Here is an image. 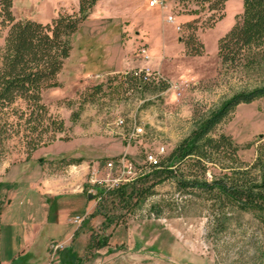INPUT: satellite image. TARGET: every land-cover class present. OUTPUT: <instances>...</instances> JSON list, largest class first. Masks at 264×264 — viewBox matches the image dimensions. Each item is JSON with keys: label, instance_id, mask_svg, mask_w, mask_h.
<instances>
[{"label": "rangeland", "instance_id": "374dc122", "mask_svg": "<svg viewBox=\"0 0 264 264\" xmlns=\"http://www.w3.org/2000/svg\"><path fill=\"white\" fill-rule=\"evenodd\" d=\"M149 1L99 0L78 25L57 85L42 92L63 131L52 123H20L11 109L26 111L25 100L8 109L11 136L0 156L1 254H16L24 264H264V221L257 213L233 207L217 213L200 191L178 190L165 170V159L190 134L195 117L264 86V47L248 67L225 66L218 56V41L242 12L243 0H228L225 17L210 27L217 12L197 0H166V9ZM80 3L13 0L20 18L14 17L52 19L59 12H78ZM170 15L175 21L167 20ZM194 19L197 54L188 53L185 44L192 34L186 24ZM11 24L3 23L0 32V65ZM143 45L149 47L148 61L140 58ZM138 63L170 86L157 91L155 76L149 90L130 86L125 73L143 68L133 66ZM135 122L143 131L132 136ZM40 132L44 141L32 145ZM218 132L234 138L240 160L254 162L264 143V97L240 104ZM162 147L164 163L150 168L147 154ZM123 157L138 172L112 186ZM180 170L199 171L187 164ZM95 171L108 178L102 187L91 182ZM220 175L216 166L206 173L209 181ZM124 186L128 198L119 192ZM149 187L152 194L133 193ZM75 190H83L90 210L78 229L70 223L84 212L75 204L78 195L70 194ZM59 242H66L65 248L52 258L49 246Z\"/></svg>", "mask_w": 264, "mask_h": 264}, {"label": "trees", "instance_id": "16d2710c", "mask_svg": "<svg viewBox=\"0 0 264 264\" xmlns=\"http://www.w3.org/2000/svg\"><path fill=\"white\" fill-rule=\"evenodd\" d=\"M99 0H81L80 9L75 13H57L49 23L34 19L16 20L12 14L13 0L5 3L4 17L12 24L2 48L0 65V156L5 141L9 139L10 124L8 109L19 100L28 104L26 111L11 109L18 115V121L30 124L38 122L42 127L58 125V131L64 130L62 121H54L53 116L43 103L42 92L45 88L57 85V77L62 71L66 59L72 49V40L78 25L89 16ZM182 2L192 0H181ZM194 1V0H193ZM207 5L209 11L217 14L210 18L208 27L225 17L228 0H197ZM243 10L236 16V21L225 36L219 39L218 56L222 64L235 68L248 67L259 60V50L264 47V0H243ZM197 20L187 22L192 31L185 44L191 54L201 53L194 49ZM255 50V51H254ZM254 53H251L253 52ZM134 71L125 74L130 86L149 90L153 78H145L143 74L134 75ZM154 85L157 91L168 88V79H158ZM264 97V86L251 91H243L222 101L217 107L194 118V126L190 134L182 140L165 159L166 179H175L178 190L192 193L200 191L214 203L212 207L217 213L227 209L238 208L251 210L264 221V143L258 146L257 158L254 162H243L239 158V145L231 135L219 133L220 125L227 122L236 108L242 103H249ZM32 127V126H30ZM31 130H35L32 128ZM42 132L31 144L39 145L44 141ZM51 138H54L52 135ZM66 158H63V160ZM82 158L78 159L80 162ZM164 162H161V165ZM187 164L196 173L185 174L180 169ZM175 166L174 169L170 168ZM221 169L220 176L209 181L206 173L212 167ZM128 186L119 192L126 197ZM138 195L152 194V187L142 190L133 189ZM101 193V192H100ZM128 198V197H126Z\"/></svg>", "mask_w": 264, "mask_h": 264}, {"label": "built area", "instance_id": "2783aa9c", "mask_svg": "<svg viewBox=\"0 0 264 264\" xmlns=\"http://www.w3.org/2000/svg\"><path fill=\"white\" fill-rule=\"evenodd\" d=\"M149 4L151 6H155V5H160L161 9H166L168 7V3L166 0H150ZM5 14V3L3 2V0H0V32L2 30V25L3 23L7 22L8 20L4 17ZM168 21L173 22L175 21V17L170 15L167 18ZM179 29V27H177ZM139 52H140V58L148 61V59L150 58V54H149V47L147 45H143L139 48ZM127 74V73H125ZM143 74L145 76V78L149 79L152 78L153 76H155V78H160V79H164L162 76L157 75V72H151V68L150 67H145V68H139L136 71H134V75H141ZM100 77V76H97ZM121 123H123V120H120ZM143 131V127L139 126L138 124H136V122L133 125L132 128V136L137 135L138 133ZM164 153V147L160 148V150L158 152H151L147 154V164H149L150 168L151 167H158L161 165V154ZM123 163V167L121 170V173L119 175V177L117 178H112L110 179L113 182V185H119L120 182L124 179V176L127 175H136V173L138 172L136 169V166H134L131 162H129L128 160H126L125 157L122 158ZM115 164L114 161H109L108 162V166L109 167H113ZM97 172L95 171L92 176H91V182L94 184V186H99L102 187L104 185V183L108 180V178H99L96 176ZM110 177V176H109ZM87 217V214L84 215H76L74 216L73 219H70V222L72 224H76L77 226H81L83 224V222L85 221ZM65 243L66 242H59V243H52L49 246V250L48 252L50 253V255L52 256V258H55L57 256V254L59 253V250H62L63 248H65Z\"/></svg>", "mask_w": 264, "mask_h": 264}, {"label": "crops", "instance_id": "0c3cea01", "mask_svg": "<svg viewBox=\"0 0 264 264\" xmlns=\"http://www.w3.org/2000/svg\"><path fill=\"white\" fill-rule=\"evenodd\" d=\"M12 11H13V16H15L17 19L18 18H20V17H17L16 15H15V13H14V9H13V7H12ZM57 15V14H56ZM56 15H54L53 16V18L56 16ZM52 18V19H53ZM16 19V20H17ZM31 19V18H30ZM52 19H46V20H39V19H37V20H39L40 22H42V23H49V22H51L52 21ZM36 20V21H37ZM134 67H143V68H145V67H148L149 65H143V64H136V65H133ZM133 66L132 67H125V68H122V69H114L113 70V72H118V71H123V70H125V69H132L133 68ZM150 67V66H149ZM151 68V67H150ZM153 70V69H152ZM70 194L71 195H78V196H76L77 198L79 197V201H76L75 202V204H77V205H80V206H82V211H84L83 212V215L84 214H87V216L89 215V209H87L86 207V204L83 202V194H84V192H83V190H79V191H73V192H70ZM86 218H88V217H86ZM71 223V222H70ZM79 228V226H77V229ZM72 235H69V237H71ZM0 240H1V238H0ZM25 254V253H24ZM73 255V254H72ZM0 263L1 264H24L25 262H22V260L20 261L19 259H18V257L16 256V254H13V253H10V252H7L6 251V254L5 255H3V254H1V246H0Z\"/></svg>", "mask_w": 264, "mask_h": 264}, {"label": "water", "instance_id": "95a60500", "mask_svg": "<svg viewBox=\"0 0 264 264\" xmlns=\"http://www.w3.org/2000/svg\"><path fill=\"white\" fill-rule=\"evenodd\" d=\"M89 197H91V195H89Z\"/></svg>", "mask_w": 264, "mask_h": 264}]
</instances>
